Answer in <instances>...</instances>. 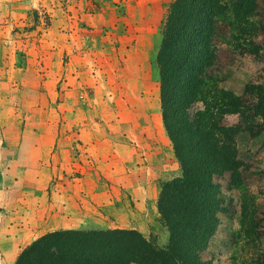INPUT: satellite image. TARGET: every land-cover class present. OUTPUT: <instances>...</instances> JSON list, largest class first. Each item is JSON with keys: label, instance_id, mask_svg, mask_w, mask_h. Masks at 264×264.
<instances>
[{"label": "rangeland", "instance_id": "rangeland-1", "mask_svg": "<svg viewBox=\"0 0 264 264\" xmlns=\"http://www.w3.org/2000/svg\"><path fill=\"white\" fill-rule=\"evenodd\" d=\"M173 2L0 0V150L33 147L46 164L53 161L46 157L48 153L58 148L56 161L61 165L68 157L63 150H84L88 155L94 138L101 140L104 159L126 155L129 141L134 183L147 186L149 177L157 178L152 188L158 189V211L162 184L182 175L163 125L157 64L162 24ZM258 20L263 27L248 38L242 54L216 40L217 59L210 71L222 90L241 97L245 105L264 100V5ZM202 108L203 103L196 102L191 112ZM240 121L238 115H226L223 124L239 127ZM257 123L264 127V120ZM80 135L86 143L77 138ZM22 137L25 142L20 148ZM236 142L240 183L232 182L228 172L212 176L223 211L216 215L214 232L200 257L210 264H264V128L256 137L242 131ZM156 144L169 156L171 166L178 164L177 176L158 177L161 158ZM2 199L8 201L6 196ZM105 222L101 228L73 230H135ZM149 229L150 235L141 234L165 248L170 238L165 244L158 239L168 231L159 211ZM58 230L70 229L54 231ZM6 242L1 240L0 250L10 249Z\"/></svg>", "mask_w": 264, "mask_h": 264}, {"label": "trees", "instance_id": "trees-1", "mask_svg": "<svg viewBox=\"0 0 264 264\" xmlns=\"http://www.w3.org/2000/svg\"><path fill=\"white\" fill-rule=\"evenodd\" d=\"M261 5L264 0H174L167 11L157 55L160 110L182 170L162 184L158 202L168 245L160 248L136 230H58L36 240L15 264H210L200 254L223 211L212 176L228 172L239 184L236 137L242 131L256 137L264 128L257 123L264 120V100L245 105L211 74L215 42L244 53L263 27ZM196 102L203 108L191 112ZM226 115H238L242 125H224Z\"/></svg>", "mask_w": 264, "mask_h": 264}, {"label": "crops", "instance_id": "crops-1", "mask_svg": "<svg viewBox=\"0 0 264 264\" xmlns=\"http://www.w3.org/2000/svg\"><path fill=\"white\" fill-rule=\"evenodd\" d=\"M157 132L161 133V128ZM77 138L86 143L82 135ZM93 141L95 144L88 155L84 150L79 153L63 150L62 154L68 157L61 165L56 161L60 154L58 148L48 153L46 157L53 161L46 164L41 163L43 154L33 147L0 150V244L4 239L10 247L8 251L0 250V264H15L19 253L47 232L101 228L106 219L138 230L144 236L150 235V225L158 219V189L152 188L156 176L148 178L147 186L134 183L133 150L130 151L129 141L125 143L126 155L110 159H104L101 140L94 138ZM24 142L22 137L20 148ZM154 149L161 158L158 177L177 176L178 164L171 166L169 156L159 144ZM11 158L21 161H4ZM148 158L146 156L145 160ZM3 196L8 197V201L4 202ZM169 238L167 230L158 237L162 244ZM7 253L11 254L9 258Z\"/></svg>", "mask_w": 264, "mask_h": 264}]
</instances>
